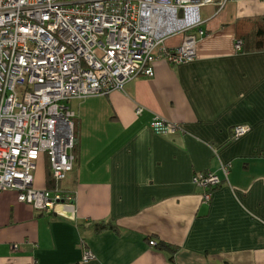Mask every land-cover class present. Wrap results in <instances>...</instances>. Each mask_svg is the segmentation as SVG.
I'll list each match as a JSON object with an SVG mask.
<instances>
[{
    "label": "crops",
    "instance_id": "0c3cea01",
    "mask_svg": "<svg viewBox=\"0 0 264 264\" xmlns=\"http://www.w3.org/2000/svg\"><path fill=\"white\" fill-rule=\"evenodd\" d=\"M199 16L192 60L156 51L152 76L65 102L73 159L60 186L74 211H37L0 190V264H264V0L209 3ZM154 116L179 129L153 132ZM235 125L247 130L233 138ZM42 162L37 183L49 187ZM198 171L221 179L208 201L191 180ZM101 222L112 227L95 231Z\"/></svg>",
    "mask_w": 264,
    "mask_h": 264
},
{
    "label": "built area",
    "instance_id": "2783aa9c",
    "mask_svg": "<svg viewBox=\"0 0 264 264\" xmlns=\"http://www.w3.org/2000/svg\"><path fill=\"white\" fill-rule=\"evenodd\" d=\"M225 0H0V190L37 211H74L73 191L60 184L72 168L74 112L70 98L121 90L136 75L152 76L156 51L170 64L195 56L204 34L199 8ZM182 34L177 45L168 36ZM241 40H234L239 50ZM141 106L134 108L139 114ZM157 134H172L175 122L149 121ZM247 130L235 125L231 136ZM47 158L53 185L33 186L39 155ZM228 164L220 165L226 177ZM191 180L203 201L221 179L198 171ZM150 246L155 242L150 240ZM93 258L83 249L81 262Z\"/></svg>",
    "mask_w": 264,
    "mask_h": 264
},
{
    "label": "rangeland",
    "instance_id": "374dc122",
    "mask_svg": "<svg viewBox=\"0 0 264 264\" xmlns=\"http://www.w3.org/2000/svg\"><path fill=\"white\" fill-rule=\"evenodd\" d=\"M47 166V161L45 162ZM43 168V162H42V154L39 155L38 159L35 162V169L33 171V186L36 188H41V186L38 185L37 181L39 178V175H42L41 169Z\"/></svg>",
    "mask_w": 264,
    "mask_h": 264
},
{
    "label": "trees",
    "instance_id": "16d2710c",
    "mask_svg": "<svg viewBox=\"0 0 264 264\" xmlns=\"http://www.w3.org/2000/svg\"><path fill=\"white\" fill-rule=\"evenodd\" d=\"M238 39L241 40V46H242V43H243L242 39L241 38H238ZM241 46H240V49H241ZM46 161H47V158H46ZM46 172H47V177L49 178V185L52 186L53 185V179L51 177V173H50L48 161H47V171ZM110 227H112L110 225V223H103V222H101V223H98V224L95 225V231H100L102 229L110 228Z\"/></svg>",
    "mask_w": 264,
    "mask_h": 264
}]
</instances>
